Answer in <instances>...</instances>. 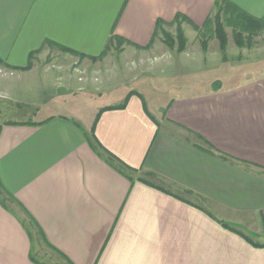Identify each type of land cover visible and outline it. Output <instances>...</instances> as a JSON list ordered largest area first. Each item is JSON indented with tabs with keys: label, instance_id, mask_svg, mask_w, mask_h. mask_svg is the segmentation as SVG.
Masks as SVG:
<instances>
[{
	"label": "crops",
	"instance_id": "0c3cea01",
	"mask_svg": "<svg viewBox=\"0 0 264 264\" xmlns=\"http://www.w3.org/2000/svg\"><path fill=\"white\" fill-rule=\"evenodd\" d=\"M216 1L0 0V100L34 107L44 88L61 86L110 98L93 103L88 130L74 114L0 124L1 185L72 264H264V72L233 87L217 82L215 91L182 93L156 113L140 87L126 102L110 97L114 58L133 64L164 54L169 49L153 39L156 22L185 17L186 36ZM226 1L264 17V0ZM111 36L122 40L100 57ZM176 54L187 58L188 44ZM100 71L109 75L102 89ZM92 126L105 151L138 171L133 183L91 149ZM211 216L249 226L256 238ZM29 254L26 232L0 204V264H34Z\"/></svg>",
	"mask_w": 264,
	"mask_h": 264
},
{
	"label": "rangeland",
	"instance_id": "374dc122",
	"mask_svg": "<svg viewBox=\"0 0 264 264\" xmlns=\"http://www.w3.org/2000/svg\"><path fill=\"white\" fill-rule=\"evenodd\" d=\"M175 29V26L165 28L172 35L175 34ZM226 31L228 34L226 60H222L218 44L214 39H210L208 42L207 54H202L200 50H198V53L194 52L198 49L199 36L195 30L194 33L188 30L186 31L189 49L187 58L185 55L172 54L169 50L164 54L150 52L146 57H143L142 62L135 59V63L133 64H129L124 57H116L109 72L112 75L117 72L118 76L116 75L111 80V83H109L107 82L109 75L100 71L94 77L96 87L101 88L102 85L104 87V85L109 83L111 86H115L110 96L112 100H118V98L123 97L122 100L124 101L126 96L138 94V87H140L146 98L147 106L149 105L147 108L151 113H156V110L164 102L166 103L182 93L210 91L217 82L223 88L233 87L254 79L259 72H264V32L256 38V44L253 48L238 49L232 42L231 29L228 28ZM126 71L127 73L130 71L128 78L125 76ZM132 75H135L136 81H132ZM60 84L62 85V83ZM118 84H122V87H119ZM61 87L44 88L45 97L39 101L42 102V105L34 107L18 104L16 101L11 103L0 100V124L11 121L39 122L55 114L67 117H69V114H74L75 118H79V121L76 120L77 123L82 128L88 130L90 122L87 118L92 116L90 114L94 112L95 108H99V106H95L93 103H101L102 101L105 103V99H110L106 96L107 92L101 90L100 93L102 95L98 96V93L89 92V90L92 91V88H86V93H75L74 91H70L69 93L65 92V89ZM56 93L58 94L56 95ZM90 102L92 104H89ZM153 103H156V106ZM11 209L18 213L16 207L11 206ZM215 219L221 221L218 218ZM237 219L234 218V220ZM223 222L221 221L223 225L232 228L233 233L244 237L246 240L247 238H256V235L250 232L253 229L249 226L246 227L244 224L229 225ZM245 222V224H249L250 219L247 218ZM259 229L262 231L261 227ZM261 234L263 233L261 232ZM34 255L45 264H65L43 243L35 244Z\"/></svg>",
	"mask_w": 264,
	"mask_h": 264
},
{
	"label": "trees",
	"instance_id": "16d2710c",
	"mask_svg": "<svg viewBox=\"0 0 264 264\" xmlns=\"http://www.w3.org/2000/svg\"><path fill=\"white\" fill-rule=\"evenodd\" d=\"M185 22L190 23L185 17L177 15L172 24H164L161 21L156 22L155 31L153 35V39L160 36L161 42L167 49L174 51L176 53H182L186 49L187 39L184 36V33L181 29V25ZM192 25V24H191ZM175 26V34L172 35L168 33L165 28ZM192 28L198 33L199 36V44L200 49L203 53H206L208 50V42L210 39L216 40L218 44L219 52L221 53L222 60H226V50L228 46V34L226 29H231V39L234 43V46L238 49H251L255 46L256 38H258L261 33L264 32V17L262 18H253L246 15L244 12L240 11L232 4L228 3L226 0H217L214 4L211 14L208 16L206 21L201 27H196L192 25ZM152 39V40H153ZM122 39L111 36L101 53L100 57L104 56L105 53L110 49L111 46H116L119 41ZM50 45L49 43H46ZM60 50L64 52H70L67 49L61 48ZM32 56V55H31ZM30 56V57H31ZM95 61V59H94ZM214 86V85H213ZM213 91L217 90L216 87H213ZM127 100V99H126ZM125 100V102H126ZM125 102L115 108H123L125 106ZM114 109V108H113ZM7 125H23L25 123L21 122H5ZM33 125V124H31ZM36 125V124H34ZM89 146L96 153V155L102 159L106 164L116 170L119 174L124 176L126 179L130 181V183L134 182V176L137 174V170L131 169L126 166L124 163L118 161L112 155H110L107 151H105L99 143L95 140L94 137V126L90 129L89 135L87 137ZM153 178V175H148ZM138 181L145 183L147 185L153 186L157 189L163 190L162 186L158 184H153L145 180L144 178H136ZM186 194H190L185 191ZM177 197L176 195H174ZM0 204L1 206L13 214L18 221L20 222L22 228L26 232L29 241H30V260L34 264H45L34 255V246L36 243H43L47 248L52 250L61 261L65 264H72L62 253L57 251L54 247H52L41 228L38 226L36 221L31 217V215L10 195L1 185L0 183ZM12 207L17 208V212L11 209ZM20 213V214H19ZM211 215V214H210ZM215 219L213 216H211ZM218 224H220L224 229L229 230L231 232L232 228L223 225L221 221L216 220Z\"/></svg>",
	"mask_w": 264,
	"mask_h": 264
}]
</instances>
